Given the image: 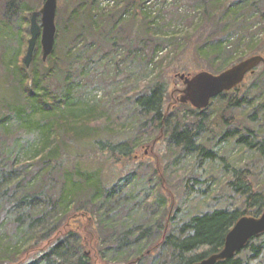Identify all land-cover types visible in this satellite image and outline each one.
I'll use <instances>...</instances> for the list:
<instances>
[{"label": "trees", "instance_id": "16d2710c", "mask_svg": "<svg viewBox=\"0 0 264 264\" xmlns=\"http://www.w3.org/2000/svg\"><path fill=\"white\" fill-rule=\"evenodd\" d=\"M0 1L4 20L18 26L15 42L19 44V51L15 50L14 58L17 66L9 72L16 100L24 102L25 106H20L22 110L27 108L32 116L41 114L48 124L44 126L41 142L30 164H27L31 170L19 181L9 185L10 178L16 177L24 166L8 164L0 155V264H91L85 250L87 232L95 238L93 245L97 255L105 258L104 252L111 253L108 264H145L153 253L157 254L158 264H193L218 252L227 232L240 217L261 214L264 210V94L251 86L257 79L256 68L260 64L252 73L246 74L237 87L224 92L233 96L216 108L214 115L209 114L210 104L197 109L189 103H170V86L171 75L191 71L196 66L194 59L183 60L180 56L190 47L195 56L201 55L206 48L211 57L199 67L208 72H219L217 62L220 59L221 63L225 62L233 52L232 47L226 50L223 42L237 30L238 19L243 17L238 13L242 9L255 14L256 22L263 28L259 42L250 45L247 55L264 54V0L253 3L248 0H196L194 4L201 8L203 15L194 25L192 34L186 36L165 34L157 26L154 30L146 26L149 38L142 42L144 53L141 54L145 69H148L146 79L131 81V75H127L125 82L129 86L122 96L110 94L103 99L78 102L83 89L69 81L70 76H81L77 69L81 60L91 64L94 59L93 55L83 58L82 50L91 48L103 25L113 21L108 19V13L109 16L120 15L122 9L113 5L114 0L107 13L81 3L69 11L60 25L57 6V35L62 36L61 27L65 37V64L59 61L61 55L55 46L43 61L37 42L32 60L26 67L22 58L17 57L22 53L21 45V48L24 45L23 53L26 51L28 38L23 26L28 19L21 16L17 21L15 17L20 12L31 13L32 9L22 0ZM228 17L234 18L229 20ZM74 24L79 27L72 32ZM239 41L240 38L236 42ZM80 42L83 45L74 52ZM111 47L116 49L118 44L113 43ZM164 47L169 49L162 52ZM129 54L127 52V56ZM123 61L124 67L130 69L126 58ZM260 71L264 73V67ZM121 75H125L124 69L117 63L115 76ZM60 85L64 86L63 92L57 89ZM180 109L182 111L178 112ZM7 119L2 118V130H5ZM101 131L112 134L122 131L127 136L122 141L113 139L118 137L95 141V148L83 155L59 156L61 149H66L67 140H89ZM145 144H150L152 150L157 146L159 161L154 171L162 179L172 158L170 164L188 157L192 172L206 170L205 165L214 168L216 164L219 173L229 175L224 186L241 198L243 208L214 207L192 213L182 220L177 218L175 208L166 223L165 199L175 195L164 184L167 190L159 185L160 194L155 200L164 212L160 210L156 214L158 218L149 225L140 223L138 212L142 213L144 207L140 204L142 201H135L139 190L134 189L135 185L129 180L133 178L132 172L128 171L130 167L125 169L124 166L133 163L136 148ZM225 144L228 148L219 155L213 146ZM234 149L240 150L238 156L229 158L228 154ZM244 154L248 158L244 159ZM81 158L93 163L111 161L113 174L119 171L126 173V177L120 185L108 187L100 178L102 169L88 171L76 166L72 171L62 172V180L55 190L54 173ZM217 179L209 175L205 179L199 176L192 180L208 189ZM31 180H36L39 185L28 187ZM7 181L10 182L5 184ZM146 192L148 190L143 194ZM73 218L85 219L83 227L90 228L89 231L79 225L77 230L69 227ZM217 264H264V232L252 237L232 258Z\"/></svg>", "mask_w": 264, "mask_h": 264}, {"label": "rangeland", "instance_id": "374dc122", "mask_svg": "<svg viewBox=\"0 0 264 264\" xmlns=\"http://www.w3.org/2000/svg\"><path fill=\"white\" fill-rule=\"evenodd\" d=\"M114 1L57 0V6L60 12L58 24L60 25L65 22L69 11L73 10L78 4L81 3L89 6L92 5L99 12L105 11V13L112 9L109 7L113 5L122 9V13H120V15L114 14L109 16L108 13V19L113 21L110 23H105V26L103 25L101 34H98L99 36L97 37L95 36V44H93L91 48L82 50L84 53L83 58H89L90 55H93L92 57L94 59L91 64H85V62L81 60L77 65L78 74L80 75L81 73V76L78 77L77 74L70 76L69 81L76 82L79 87L83 89L77 102L80 100L91 101L93 99H103L105 95L110 94L114 97L122 96L126 89H128L127 86H129H126L127 83L125 82V76L127 75H131V81H135L136 79H140L142 81L146 79L145 73L148 72V69H145L141 55L144 51L142 48V42H146L149 38V34L145 30L146 26H150L151 30H154L155 26H157L161 33L186 36L187 34H192L194 25H196L199 20H201L203 15L202 10H200L201 8L198 9L199 7L194 4L196 0ZM257 1L259 2L262 0H248L250 3ZM22 2L28 8L32 9V13L33 11L40 10L44 0H22ZM113 2L115 4L112 5ZM1 3L2 2L0 1V124L2 118L7 117L8 119L5 123V130L0 128V155L8 164L16 167L24 166V168L21 169V172L17 173L18 175H16V177L10 178L11 183L9 185H11L16 181H19L22 177L26 176L27 172L31 170V166L27 164H30L31 158L34 155L37 146L41 142V134L42 131L45 130L44 126H48V124L46 123V117L43 116V118L39 113L35 116H32L27 108H24V110L20 108V106H25L24 102L21 100H16V95L13 92L12 86L13 81L11 80V75L9 76V72L17 66V62L14 58L16 56L15 50L18 49L19 51V44L15 42V38L17 37V35L15 37V31L17 30L18 26L13 23H8L7 20H4V9L1 7ZM193 5L196 7L193 8ZM31 13L20 12L16 14L17 18L15 17L17 21L21 16H24L26 19H28V23L25 25L23 24V31L24 29L26 30L27 38L29 37L28 27ZM110 13H112V11H110ZM238 14H242L243 17L238 19L237 30L232 32L231 35L223 42V45L226 46V50L232 47L233 52L225 62L221 63L222 59L219 60L220 62H217L219 64L217 66L219 71L231 67L239 61L252 56V54L247 55L250 50V45L253 43H258L259 38L263 33L261 24L256 22L255 14L249 13L247 10L243 9ZM232 18L234 17H228L227 19L232 20ZM12 21H14V19ZM56 22L57 18L55 20V24ZM79 24L78 26L74 24L71 31H77ZM59 31H61L62 36L57 35L56 24L54 46L56 47L59 55H61L59 61L64 63L63 56L65 53V37L61 27H59ZM20 34L21 32L19 35ZM239 38L241 41L237 43L236 41ZM113 43L118 44L116 49L111 47ZM146 44L144 45L146 46ZM82 45L83 42L78 43L74 49V52L81 48ZM21 47L22 45L20 46L22 53L17 58L19 59V57H21L23 60L25 54V52L23 53L24 45L23 48ZM168 49L169 47H164L162 52H165ZM187 49V52H184V55L182 54L180 56H182L183 60L185 58L187 60L190 58L194 59L196 66L193 65L194 69L191 71H178L175 73V75H187V73L194 75L200 71H206V69L199 66L206 64L207 59L211 57L206 53L207 49L204 48L202 51L203 53H200L201 55L197 56H195V52L192 54L191 47ZM127 52H130L128 56ZM260 55L264 57V54ZM124 58H126V60L130 63V69L128 67H124ZM139 60L140 62H138ZM117 63L119 68L124 69L125 75L115 76V68ZM263 67L264 64H260L256 68L259 73L255 82L251 84V86H255V90H260L262 94H264V73H262L260 70ZM104 77L106 79H103ZM171 77L173 81L170 86V103L174 104L175 101L179 102L176 100L179 96L178 93H176L177 89H182L184 86L179 77L174 76V74L171 75ZM63 88L64 86L60 85V87L57 89L63 92ZM232 96L233 94L231 93H222L213 98L210 101L209 114L214 115L216 108L223 105V103L229 100ZM121 109L122 107L119 106V110ZM180 111H182V109H180L178 112ZM18 113L20 115H18ZM42 128L44 129L42 130ZM112 133L113 132L109 131H101L98 136H95L89 140H67V145H65L66 149L62 148L59 156L68 158L79 154L83 155L95 148V141L101 142L109 139L110 137H118L113 139L122 141L124 140V136H127L126 133L124 134L122 131H119L115 134ZM213 147L216 149V152L219 155L222 154V151L224 152L228 148L226 147V144L219 146L214 145ZM231 151L232 152L229 153L228 156L229 158L234 159L238 156L240 150L235 151L234 149ZM158 153L157 146L154 147L153 150L150 144L138 146L135 150L133 163L130 166H124L125 169L126 167H130L128 171L132 172L133 178L129 180L132 182V185H135L134 189L139 190V195L136 197L137 199L135 201H142L140 204L144 207L142 213L138 212L139 217H137V219L140 223L149 225L158 218L156 217V214L160 210L164 212L165 209L155 202L160 194L159 185H163V188L167 190L164 184L167 186V188L172 190L175 195V197L170 198L168 195V197L165 199L167 206L166 209L168 208V210H166V216L164 217L166 223L169 222L173 211L176 209L178 211L177 218L182 220V218H186L192 213L210 210L214 207L226 208L228 210H241L243 208L241 198L230 192L224 186L223 182L229 179V175L219 173L218 168H216V164L214 165V168L213 166L205 165L204 169L206 170L203 171L199 169L197 172H192L188 157H184L181 160L176 159L174 164H170L172 162V158L169 162V166L166 168L167 172L164 175V179H162L159 173L154 171V167L157 165V161H159ZM84 158L72 160L73 162H70L63 169H59L56 173H54L53 177L56 186L55 190H57V187L62 180V172L67 170L72 171L74 168H76V166L88 171L102 169L100 171V178L103 180L102 182L104 184L106 183L108 187H112L117 184L120 185V181L126 177V173L124 174L119 171L118 173L113 174V166L111 161L109 162L108 160H104V162L101 163H93L85 160ZM243 158H248V155L244 154ZM117 166L121 165L118 164ZM191 174H194L196 177H190ZM209 175L216 176L218 179L210 184L208 189H204L205 185L202 183H195L192 180L193 178H197L199 176L205 179ZM186 176L189 177L186 178ZM10 181H7L5 184H8ZM5 184L2 186L4 187ZM36 184H38L36 180H31L28 187L36 186ZM132 185L128 184L130 187H132ZM125 188L127 189L129 187L125 185ZM145 190H148V192L143 194ZM10 215L11 214H9L8 217H11ZM67 223L69 225V221ZM70 223L71 225L69 227L77 230V226L79 225L83 227L86 224V220L73 218ZM84 229L86 230L87 228L83 227V230ZM89 229L90 228L87 230L89 231ZM86 236L88 238V243L85 246V250L86 254L89 256L91 264H108L107 261L112 259L111 253L104 252L103 255L105 258H101V256L97 255L94 251L93 244L95 243V238L91 237L89 232L86 233ZM260 240L261 239H257V241ZM156 256L157 254L153 253L145 262V264H158Z\"/></svg>", "mask_w": 264, "mask_h": 264}, {"label": "water", "instance_id": "95a60500", "mask_svg": "<svg viewBox=\"0 0 264 264\" xmlns=\"http://www.w3.org/2000/svg\"><path fill=\"white\" fill-rule=\"evenodd\" d=\"M57 0H44L39 11H33L29 17V38L23 57V64L28 67L33 56L37 38H40L42 60L51 55L56 34L55 16ZM40 19L38 22V17ZM264 64V57L253 55L217 73L200 71L194 75L176 74L183 89L178 101L189 103L192 107L202 109L210 104L216 96L237 87L246 74L252 73L259 65ZM264 232V210L259 216L240 217L227 232L223 245L218 252L212 253L193 264H217L232 258L240 252L254 236Z\"/></svg>", "mask_w": 264, "mask_h": 264}, {"label": "flooded vegetation", "instance_id": "af4514ba", "mask_svg": "<svg viewBox=\"0 0 264 264\" xmlns=\"http://www.w3.org/2000/svg\"><path fill=\"white\" fill-rule=\"evenodd\" d=\"M39 19H40V16L38 17V22H40ZM28 34H29V32H28ZM28 38H29V37H28ZM27 41H28V40H27ZM37 42H39V44H40V38H39V37L37 38L36 43H37ZM35 45H36V44H35ZM53 49H54V48H53ZM183 86H184V85H183ZM182 89H183V88H182ZM182 89H177L176 93H178V95H179V94H180V91H181ZM176 100H178V99H176Z\"/></svg>", "mask_w": 264, "mask_h": 264}]
</instances>
